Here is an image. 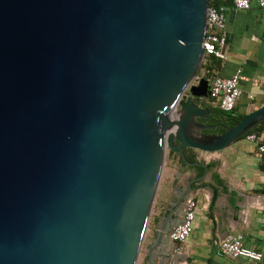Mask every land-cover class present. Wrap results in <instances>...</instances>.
Listing matches in <instances>:
<instances>
[{
	"label": "water",
	"instance_id": "95a60500",
	"mask_svg": "<svg viewBox=\"0 0 264 264\" xmlns=\"http://www.w3.org/2000/svg\"><path fill=\"white\" fill-rule=\"evenodd\" d=\"M208 7L0 0V264H136L167 151L206 171L186 149L223 150L264 120L263 104L223 133L196 121ZM206 173L161 216L148 264Z\"/></svg>",
	"mask_w": 264,
	"mask_h": 264
},
{
	"label": "crops",
	"instance_id": "0c3cea01",
	"mask_svg": "<svg viewBox=\"0 0 264 264\" xmlns=\"http://www.w3.org/2000/svg\"><path fill=\"white\" fill-rule=\"evenodd\" d=\"M250 1L249 9H226V44L222 48L225 57L219 60L221 65L216 70L217 75L227 77L241 68L235 110L246 114L264 104V7L258 6L256 0ZM235 143L223 150L205 152L203 159L198 160L205 164L206 171L203 166L185 164L179 157L165 160L154 198L158 203L154 223L145 232L136 264H148V252L161 216L175 196L186 190L187 183L205 172V177L192 183L194 190L181 203L184 212L190 199L196 202L191 234L181 249L167 235L168 258L160 260L157 243L153 264H264V260L232 258L218 251L224 237L240 234L248 247L264 254V157L257 156L252 143Z\"/></svg>",
	"mask_w": 264,
	"mask_h": 264
},
{
	"label": "built area",
	"instance_id": "2783aa9c",
	"mask_svg": "<svg viewBox=\"0 0 264 264\" xmlns=\"http://www.w3.org/2000/svg\"><path fill=\"white\" fill-rule=\"evenodd\" d=\"M258 6L264 7V0H256ZM250 0H218L214 5H210L207 10L206 31L202 41L204 49V58L202 60L201 69L197 72L192 83L196 84L201 78L208 79L209 95L207 96L211 104L218 106L223 111H232L237 103L240 93L239 83L241 78V68H237L233 74L227 77L220 75H207L210 71L205 67L209 58L214 57L222 59L225 57L222 48L226 44V9L232 6L236 9H249ZM216 73V69L211 70ZM244 139L255 145V151L259 158L264 157V134L257 132H249ZM196 202L190 199L184 209L181 222L173 227L168 237L177 244V248L181 249V245L187 240L193 229L195 219ZM220 254L232 258H245L254 262H262L264 254L261 251L248 247L240 234H229L224 237L218 245Z\"/></svg>",
	"mask_w": 264,
	"mask_h": 264
},
{
	"label": "trees",
	"instance_id": "16d2710c",
	"mask_svg": "<svg viewBox=\"0 0 264 264\" xmlns=\"http://www.w3.org/2000/svg\"><path fill=\"white\" fill-rule=\"evenodd\" d=\"M218 2V0H209L210 5H214ZM220 59L211 57L209 58L208 63H206L205 67L208 68L210 71L208 72L207 75H216L217 73H212V69H219L221 62H219ZM201 68V66H200ZM199 71V70H198ZM203 103H200L202 107H207L210 111L208 117H207V122L209 123H222L227 126H233L236 123H238L241 118H243L246 113H237L235 108L232 111H223L221 110L218 106H215L211 104L209 98L208 100L205 98H202L201 100ZM236 107V106H235ZM220 127H215L211 128L208 131L213 132V133H222L225 132V129L222 128V125H219ZM249 132H257V133H263L264 134V120L260 122L259 124L255 125L253 128H251L247 133ZM247 133H245L241 138H243ZM170 156H176L175 153L170 151ZM180 158V156H178ZM187 159H193L192 156H186ZM181 160V158H180Z\"/></svg>",
	"mask_w": 264,
	"mask_h": 264
},
{
	"label": "rangeland",
	"instance_id": "374dc122",
	"mask_svg": "<svg viewBox=\"0 0 264 264\" xmlns=\"http://www.w3.org/2000/svg\"><path fill=\"white\" fill-rule=\"evenodd\" d=\"M250 144V142H248L247 140L244 139V137L242 139H239L238 140V143L236 142L235 144ZM194 152V151H193ZM203 154H205V152H199V151H195V155L197 156V159H203ZM202 155V156H201ZM201 156V157H200ZM172 156H170V151H167V154H166V158L165 160H168V159H171ZM177 159V155L174 156L173 159ZM175 159V160H176ZM178 160V159H177ZM155 200V199H154ZM157 204L158 203H155V201H153V204H152V208L150 210V214H149V217H148V221H147V227H146V231L149 227H151L154 223V220H153V217L155 215V212H156V208H157Z\"/></svg>",
	"mask_w": 264,
	"mask_h": 264
},
{
	"label": "flooded vegetation",
	"instance_id": "af4514ba",
	"mask_svg": "<svg viewBox=\"0 0 264 264\" xmlns=\"http://www.w3.org/2000/svg\"><path fill=\"white\" fill-rule=\"evenodd\" d=\"M208 80V79H207ZM209 80H208V84H209ZM208 90H209V87H208ZM185 95L186 96H189L190 95V93H189V91L188 90H186L185 92ZM202 98H205V99H207L208 100V97H195V100L198 102V104L200 105V103H203L201 100H202ZM201 106V105H200ZM210 113V112H209ZM209 115V114H208ZM208 117V116H207ZM207 117H205V118H196V121H198V122H201V123H203V124H212V123H209V122H207ZM214 124H218V126L217 127H220L219 125L221 124L222 125V128H224L225 129V131H226V127H229V126H227V125H225V124H222V123H214ZM215 128V127H214ZM209 129H204L203 130V132H207V133H213V132H209L208 131ZM223 133V132H222ZM214 134H218V133H214ZM241 139V138H240ZM185 154H186V156H192V158L195 160V159H197V156L195 155V152H193V150H190V149H186L185 150ZM178 156V155H177Z\"/></svg>",
	"mask_w": 264,
	"mask_h": 264
}]
</instances>
